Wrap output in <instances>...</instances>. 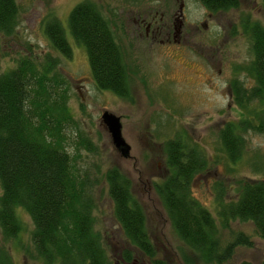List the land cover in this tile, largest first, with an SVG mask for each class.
<instances>
[{
  "label": "trees",
  "instance_id": "1",
  "mask_svg": "<svg viewBox=\"0 0 264 264\" xmlns=\"http://www.w3.org/2000/svg\"><path fill=\"white\" fill-rule=\"evenodd\" d=\"M200 2L216 11L237 7L239 0ZM16 15L15 0H0V36L14 31ZM242 27L250 38L252 58L241 68L253 84L246 86L233 78L231 89L234 103L246 109L253 99L264 100V26L246 20ZM66 29L84 48L96 88L130 101L123 52L98 5L90 0L76 3L68 12ZM66 29L56 19L45 25L51 46L68 58L71 46ZM66 100L63 80L48 64L40 70L30 57L23 56L14 67L0 71V237L6 241L17 236L21 223L16 210L20 208L31 219L33 257L41 264H110L102 237L94 229L92 186L96 180L73 169L66 150L65 129L73 123ZM263 129L262 117L257 123L246 116L225 122L218 138L228 161L234 164L241 158L247 131ZM162 147L168 171L160 181L152 182V189L174 235L195 258L221 264L233 245H250L239 234L236 241L219 246L218 230L228 229L232 221L251 222L264 239V179L240 180L234 199L217 191L213 216L191 190L195 174L206 168V157L179 135L164 141ZM85 149L92 148L86 145ZM104 178L114 219L130 247L122 249L121 257L130 260L139 252L152 264H166L154 258L146 216L131 192L130 180L115 166L105 171ZM0 264H12L3 243Z\"/></svg>",
  "mask_w": 264,
  "mask_h": 264
},
{
  "label": "rangeland",
  "instance_id": "2",
  "mask_svg": "<svg viewBox=\"0 0 264 264\" xmlns=\"http://www.w3.org/2000/svg\"><path fill=\"white\" fill-rule=\"evenodd\" d=\"M79 1L15 0V29L10 35L0 36V71L14 67L19 57L27 56L40 70L48 64L62 78L67 107L73 118V123L65 129L66 150L71 156L73 169L86 172L89 179L96 180L92 186L94 229L102 237L110 264L116 260L119 247L127 246L114 219L112 201L107 193L104 177L111 166L117 167L131 182V192L146 216V227L155 248L154 258L166 264H217L195 258L174 235L153 192L152 182L160 181L168 171L163 142L178 135L195 144L206 157V168L195 174L191 190L213 216L217 191L234 199L240 180L264 179V129L244 134L243 152L234 164L226 158L218 138L219 128L229 120L246 116L252 118L253 123H257L259 117L264 122V100L253 99L246 109H241L232 104L224 85V78L229 77L238 78L246 86L253 84L243 69L250 62L252 53L250 38L243 32L242 24L249 20L264 26V0H240L238 8L217 12L213 19L206 18L205 10L194 3L195 0H187L184 29L197 25L203 30L201 23L206 24V31L190 39L204 41L201 42L203 45H207L210 39L214 45L225 41L227 63L221 74L216 68L210 71L204 66L202 69L200 55L192 48L178 52L173 59L169 51H159V54L153 51L138 59L141 70L136 68L135 72L134 56L126 48L131 39L118 26V13L120 9L129 10L142 2L154 4L155 0H90L98 5L113 35L118 37L116 40L122 49L130 79V101L94 85L85 50L72 40L66 29L68 12ZM53 19L66 29L71 46L68 58L51 46L45 34V25ZM215 24L218 32L212 27ZM200 48L202 46L198 50ZM103 110L119 116L121 135L130 148L128 157H122L113 148L107 132L100 125ZM86 145L92 149L86 150ZM16 213L21 230L9 240L3 241L0 237V243L7 249L12 264H41L33 257L31 219L20 208ZM239 234L250 245H233L230 255L221 264H240L242 261L261 264L264 239L249 221H232L228 229H219V246L236 241ZM183 257L188 259L183 260ZM148 259L143 261L151 264Z\"/></svg>",
  "mask_w": 264,
  "mask_h": 264
},
{
  "label": "flooded vegetation",
  "instance_id": "3",
  "mask_svg": "<svg viewBox=\"0 0 264 264\" xmlns=\"http://www.w3.org/2000/svg\"><path fill=\"white\" fill-rule=\"evenodd\" d=\"M193 2L203 7L206 11H204V14L207 19H213L217 12L220 13L233 8H238L240 0L237 7L216 11H211L206 8L200 0H195ZM153 3L154 4L142 2L132 6L129 10L120 9L118 13V17L120 18L118 26L123 28L122 32L131 39V42L129 44L125 43V45H128V47L126 45V48L134 56L133 67L135 72H137L136 68L139 71L141 70V65L138 59H141L143 56L146 57L147 54H152L153 51L157 53L159 51H169L170 57L173 59V57H175L174 55H178V52L184 51L185 48L190 50L192 48L200 55L201 68L205 66L208 67L210 71H213V69L216 68L217 73L221 74L227 63L225 41L219 45H214L213 40L210 39L207 40V45H203L201 42L204 41L194 38L190 39L192 38L191 36H198L202 31H206V24L205 22L201 23L203 30H200L197 25H189V30L184 29V11L187 7V0H155ZM212 27L218 32L216 28L218 27L217 24ZM112 28L114 29V26H112ZM114 38L116 43H118L116 40V38H118L117 35H114ZM188 42H190L191 45L188 44ZM118 45L120 44L118 43ZM200 46H202V48L198 50ZM231 81L232 79L230 77L224 78L226 94L228 98H230L232 104H235L232 96ZM126 247H129L128 244L127 246L119 247L116 260L113 264L147 263L143 260H147L148 257L139 252H135L130 260H124L121 257V251Z\"/></svg>",
  "mask_w": 264,
  "mask_h": 264
},
{
  "label": "water",
  "instance_id": "4",
  "mask_svg": "<svg viewBox=\"0 0 264 264\" xmlns=\"http://www.w3.org/2000/svg\"><path fill=\"white\" fill-rule=\"evenodd\" d=\"M99 122L108 133L113 148L116 149L122 157H128L130 148L121 135L119 116L107 110H103L100 114Z\"/></svg>",
  "mask_w": 264,
  "mask_h": 264
}]
</instances>
